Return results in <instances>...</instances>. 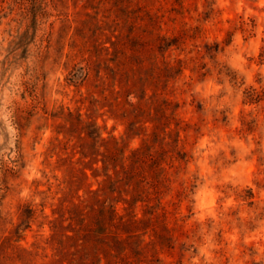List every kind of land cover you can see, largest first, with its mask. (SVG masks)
Segmentation results:
<instances>
[{"label": "rangeland", "instance_id": "374dc122", "mask_svg": "<svg viewBox=\"0 0 264 264\" xmlns=\"http://www.w3.org/2000/svg\"><path fill=\"white\" fill-rule=\"evenodd\" d=\"M69 222L102 264H264V0H0V264Z\"/></svg>", "mask_w": 264, "mask_h": 264}, {"label": "trees", "instance_id": "16d2710c", "mask_svg": "<svg viewBox=\"0 0 264 264\" xmlns=\"http://www.w3.org/2000/svg\"><path fill=\"white\" fill-rule=\"evenodd\" d=\"M95 57L97 60L99 56ZM96 63V68L93 67V77L98 85H104L105 81H107L108 79H112L114 83L118 80L119 75L116 68L111 67L108 70H104V67L99 66V64L101 63L99 60ZM83 128L92 143H100L102 141L100 127L96 121L92 119L86 121ZM91 148L89 150V153L83 156H93V159L96 160L97 156L99 155L98 150ZM69 219H71V217H69ZM99 222L100 223H98V228H100L99 226H102V219ZM71 226L72 222H69L68 230L71 231L72 234L62 233V235L60 236L61 239L58 243V248L56 247L57 252L54 254V259L50 262L40 264H102L104 255L103 250L105 249L103 246L101 247L97 245V241H99V238L102 235L103 231H100L99 229H93L90 233V230L88 231L86 228H84L81 223H79V227L77 229H71L73 228ZM86 235L89 238L95 237L96 243H92V241L91 245L89 243H86ZM73 240H75V242ZM89 240H92V238ZM77 241H79V243H77ZM66 242H70L72 244L67 243V245H65Z\"/></svg>", "mask_w": 264, "mask_h": 264}]
</instances>
